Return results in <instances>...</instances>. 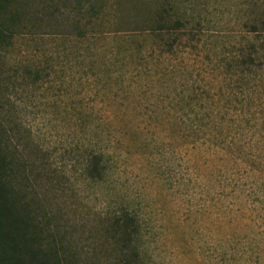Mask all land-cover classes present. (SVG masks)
<instances>
[{
    "label": "rangeland",
    "instance_id": "rangeland-1",
    "mask_svg": "<svg viewBox=\"0 0 264 264\" xmlns=\"http://www.w3.org/2000/svg\"><path fill=\"white\" fill-rule=\"evenodd\" d=\"M3 4L0 120L66 264H264V0Z\"/></svg>",
    "mask_w": 264,
    "mask_h": 264
},
{
    "label": "trees",
    "instance_id": "trees-1",
    "mask_svg": "<svg viewBox=\"0 0 264 264\" xmlns=\"http://www.w3.org/2000/svg\"><path fill=\"white\" fill-rule=\"evenodd\" d=\"M3 3L0 0V52L11 45L19 17ZM160 23L156 30L164 29ZM177 25L174 21L168 29L176 30ZM9 133L0 120V264H66L48 214L25 186L23 164L9 148Z\"/></svg>",
    "mask_w": 264,
    "mask_h": 264
}]
</instances>
